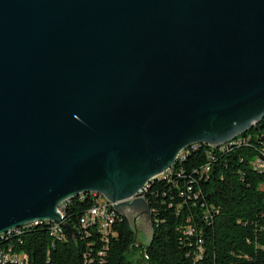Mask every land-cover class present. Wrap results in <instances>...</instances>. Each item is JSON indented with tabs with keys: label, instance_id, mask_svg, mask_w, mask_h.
<instances>
[{
	"label": "water",
	"instance_id": "water-1",
	"mask_svg": "<svg viewBox=\"0 0 264 264\" xmlns=\"http://www.w3.org/2000/svg\"><path fill=\"white\" fill-rule=\"evenodd\" d=\"M263 118L264 0H0V236L96 193L152 237L135 195Z\"/></svg>",
	"mask_w": 264,
	"mask_h": 264
},
{
	"label": "trees",
	"instance_id": "trees-1",
	"mask_svg": "<svg viewBox=\"0 0 264 264\" xmlns=\"http://www.w3.org/2000/svg\"><path fill=\"white\" fill-rule=\"evenodd\" d=\"M231 143L213 153L206 144L191 148L172 177L151 183L154 233L145 244L120 213L107 237L97 224L83 226L97 201L86 193L65 208L72 234L65 226L63 238L53 234L59 224L48 222L16 228L0 237V248L27 262L2 253L0 264H264V168L253 165L264 164V118Z\"/></svg>",
	"mask_w": 264,
	"mask_h": 264
},
{
	"label": "built area",
	"instance_id": "built-area-1",
	"mask_svg": "<svg viewBox=\"0 0 264 264\" xmlns=\"http://www.w3.org/2000/svg\"><path fill=\"white\" fill-rule=\"evenodd\" d=\"M236 143H231L230 145H218L216 147L210 146L211 148V153L215 152V150H224L229 146H232ZM203 144L201 143V145H198V147H201ZM207 145V144H206ZM180 156V154L178 155ZM178 163V158L177 161L170 167L168 168L164 173L158 175L155 178H160V179H168L169 177H172L176 172V164ZM253 165L255 166V168H264V164L261 162L260 159H257ZM211 169V165L207 164L204 166V168L202 169V173L205 174L207 172H209ZM151 187V182H149L145 187H143L137 195H135V197L137 196H145V193L147 192V190ZM84 195V194H82ZM94 195L97 197V201L95 202V204H93V206L88 210V212L83 215L81 217V224L83 226H88L90 224H97L99 227V230L101 231V233L107 237L109 236V234L111 233V229H112V225L115 221V214H118L117 211H115L114 208V204L110 201H108L105 197L94 193ZM71 199H67L65 201H63L59 207H58V211L62 214L63 218L62 221L60 222H52V224H59V233H53V234H59L62 236L64 235V223H65V208L68 205L69 201ZM50 223V222H49ZM20 232V231H19ZM10 235V234H8ZM2 253H11V260L12 262H14V260H22V262L24 263L25 260V254H16V253H12L10 251H5L4 249L0 248V263H1V256ZM27 262V261H26Z\"/></svg>",
	"mask_w": 264,
	"mask_h": 264
},
{
	"label": "rangeland",
	"instance_id": "rangeland-1",
	"mask_svg": "<svg viewBox=\"0 0 264 264\" xmlns=\"http://www.w3.org/2000/svg\"><path fill=\"white\" fill-rule=\"evenodd\" d=\"M262 188L264 189V185L262 186ZM128 217L130 219V221L132 222L133 225L136 224L137 230L140 231L138 232V242L139 243H143L145 244L151 236V230L149 228V223L145 218V215H141L140 217L137 218V220H135L132 216V214H128ZM141 249L138 250V258H141ZM139 264H145L142 261H139Z\"/></svg>",
	"mask_w": 264,
	"mask_h": 264
},
{
	"label": "bare ground",
	"instance_id": "bare-ground-1",
	"mask_svg": "<svg viewBox=\"0 0 264 264\" xmlns=\"http://www.w3.org/2000/svg\"><path fill=\"white\" fill-rule=\"evenodd\" d=\"M236 138H237V137H236ZM236 138H235V139H236ZM235 139H232V140H230V141H228V142H226V143H223L222 145H226V144L230 143L231 141H233V140H235ZM198 145H201V143H194V144H192V145H190V146L184 148L183 150H181V152L179 153L180 156H178V162L181 161V160H183V159H185V158H186V154L189 152V150H190L191 148H196V146H198ZM158 179H160V178H153L152 181H151V183H153L155 180H158ZM92 194H94V193H92ZM79 196H80V195H79ZM115 211H116V209H115ZM41 222H48V221L38 220V221H34V222H32V223L25 224V225H23V226H26V225H32V224H39V223H41ZM48 223H49V222H48ZM49 224H51V223H49ZM23 226H21V227H23ZM18 228H19V227H18ZM15 229H16V228H15ZM13 230H14V229H13ZM11 231H12V230L8 231L7 233H5V234H3V235H1V236H4V235L8 234V233L11 232ZM1 236H0V237H1Z\"/></svg>",
	"mask_w": 264,
	"mask_h": 264
},
{
	"label": "crops",
	"instance_id": "crops-1",
	"mask_svg": "<svg viewBox=\"0 0 264 264\" xmlns=\"http://www.w3.org/2000/svg\"><path fill=\"white\" fill-rule=\"evenodd\" d=\"M140 232V231H139Z\"/></svg>",
	"mask_w": 264,
	"mask_h": 264
}]
</instances>
